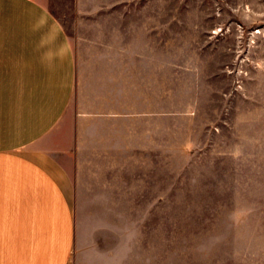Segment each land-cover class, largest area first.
Wrapping results in <instances>:
<instances>
[{"label":"crops","instance_id":"obj_1","mask_svg":"<svg viewBox=\"0 0 264 264\" xmlns=\"http://www.w3.org/2000/svg\"><path fill=\"white\" fill-rule=\"evenodd\" d=\"M52 2L0 0V264H162V12Z\"/></svg>","mask_w":264,"mask_h":264},{"label":"rangeland","instance_id":"obj_2","mask_svg":"<svg viewBox=\"0 0 264 264\" xmlns=\"http://www.w3.org/2000/svg\"><path fill=\"white\" fill-rule=\"evenodd\" d=\"M159 11L164 63L162 264H264V0H53ZM162 21L160 26L159 21Z\"/></svg>","mask_w":264,"mask_h":264}]
</instances>
